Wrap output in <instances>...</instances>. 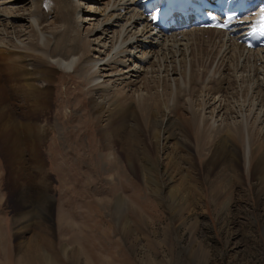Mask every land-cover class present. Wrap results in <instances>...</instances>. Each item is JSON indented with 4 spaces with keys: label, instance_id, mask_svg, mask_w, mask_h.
Segmentation results:
<instances>
[{
    "label": "bare ground",
    "instance_id": "1",
    "mask_svg": "<svg viewBox=\"0 0 264 264\" xmlns=\"http://www.w3.org/2000/svg\"><path fill=\"white\" fill-rule=\"evenodd\" d=\"M43 5L55 14L50 23L42 14ZM259 12L264 16V9H258L236 26L240 35L235 37L224 31L201 30L185 24L177 25L175 31L167 35L155 32L139 0H0V151L8 165L10 185L14 186L17 178L32 181L35 177L31 169L45 166L46 156L42 149L49 135L57 129L52 124L54 110L50 85L60 71L76 73L82 79L94 114L93 122L103 143L99 162L109 166L105 175L112 174V178H106L111 183L123 176L118 171V151L124 153L129 163L139 151L132 147L129 126L135 136L133 142L145 146L143 150L151 166H146L143 176L157 195L168 190H171L169 193L177 192V172L173 171L172 165L162 169L160 159L153 156L150 147L158 141L162 149L169 143L174 147L193 148L171 129L176 123H181L180 131L189 138L193 135L200 145L212 143L213 131L220 133L224 126H233L236 130L229 131L231 135L226 133L229 136L218 137L222 145L219 148L223 150L220 153L215 147L207 163L210 171L214 167L213 158L227 153L229 142L235 153L238 151L233 140L237 134L243 139L246 171L250 172L251 167L256 171L261 169L264 146H254L253 140L264 138L262 129L258 133L254 131L257 124L264 126V48L248 50L240 43V37L254 24V14ZM208 33L211 35L207 39ZM197 41H205L211 45V50L217 51L210 66V56L198 57L202 48L197 46ZM165 62L175 63L176 72L181 67L185 71L180 72L177 79L156 80L158 85L150 75L158 64L159 71H166L170 77L171 69L164 66ZM231 77L244 84L252 101L250 114H242L238 121L229 123L224 119L227 105L222 93L231 91L228 81ZM216 79H220L221 85L212 89L208 83ZM197 91L205 96L198 108L190 99ZM161 92L169 95L161 96ZM178 98L179 101L183 99L184 105L179 104ZM181 106L191 116L186 117L179 110ZM256 106L261 109L254 114ZM174 110L176 113L172 112ZM56 113L59 123L61 116L63 122L76 120L69 113ZM60 127L62 129L63 125ZM200 145L196 150L201 155L203 148ZM182 172L179 170V174ZM118 199V208L127 206L126 200ZM142 205L146 204L137 203V206ZM38 243H30L17 264H24L27 257V264H38L41 255ZM43 254L47 264H55L47 251Z\"/></svg>",
    "mask_w": 264,
    "mask_h": 264
},
{
    "label": "rangeland",
    "instance_id": "2",
    "mask_svg": "<svg viewBox=\"0 0 264 264\" xmlns=\"http://www.w3.org/2000/svg\"><path fill=\"white\" fill-rule=\"evenodd\" d=\"M47 10L43 5L42 14L50 23L55 14ZM197 42L202 48L198 57L210 56V66L217 51L211 50L205 41ZM163 64L171 69L170 77L166 71H159L156 64L151 72L155 76L150 75L156 84L163 82L164 77L177 79L185 71L181 67L176 72L175 63ZM81 81L76 73L60 71L50 85L55 116L52 124L58 130L52 131L42 149L46 156L44 168L31 169L35 177L32 181L17 178V187L11 186L8 165L0 151V264H17L28 245L35 241L39 242L42 255L38 264H47L44 251L53 257L55 264H264V174L261 173L264 166L246 171L243 139L238 134L237 142L232 138L238 148L236 153L229 142L231 152L227 148L224 155H216L211 171L207 164L216 148L220 153L223 150L218 137L235 132L233 126H224L223 133L213 131L212 143L200 145L193 135L189 138L180 131L181 123H176L171 129L185 138L192 149L174 147L172 143L162 149L155 141L150 149L160 159L162 169L172 165L177 172V192L168 190L161 195L151 190L149 180L143 176L151 163L144 153L145 146L133 142L135 136L129 126L132 147L139 151L131 157V163L118 151V171L123 176L111 183L107 179L112 174L107 176L106 172L109 166L99 162L103 143ZM228 81L231 91L222 93L227 105L224 119L232 123L240 115L250 114L252 99L242 82L233 77ZM208 84L216 89L221 81L216 79ZM166 92H161V96ZM190 99L198 108L205 96L197 91ZM177 100L184 105L183 99ZM180 109L186 117L191 116L182 106ZM260 109L256 106L254 114ZM56 111L60 115L69 113L76 120L63 122L61 116L59 123ZM261 129L264 135L263 125L257 124L254 131L258 133ZM238 132L243 138L241 129ZM253 142L254 146H264V138ZM198 145L203 148L201 155L196 150ZM133 151L134 148L132 154ZM179 170L183 172L179 174ZM120 197L126 200V207L118 208ZM138 202L146 205L137 206ZM28 260L25 258L24 264Z\"/></svg>",
    "mask_w": 264,
    "mask_h": 264
}]
</instances>
